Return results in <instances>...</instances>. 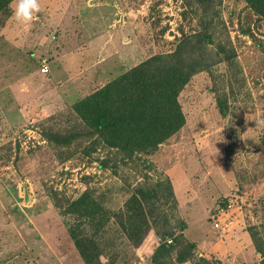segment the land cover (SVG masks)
Instances as JSON below:
<instances>
[{
    "label": "rangeland",
    "instance_id": "374dc122",
    "mask_svg": "<svg viewBox=\"0 0 264 264\" xmlns=\"http://www.w3.org/2000/svg\"><path fill=\"white\" fill-rule=\"evenodd\" d=\"M13 9L12 0L0 12V264H85L70 236L78 220L63 214L84 191L106 216L102 264H151L164 221L197 258L264 264V17L246 0H221L215 40L234 59L190 79L176 134L153 154L123 161L87 134L72 106L174 52L183 34L200 30L201 16L185 0H40L28 24ZM167 181L166 219L149 220L152 230L130 243L115 213L136 187L159 182L165 195ZM79 227L94 232L88 219Z\"/></svg>",
    "mask_w": 264,
    "mask_h": 264
},
{
    "label": "trees",
    "instance_id": "16d2710c",
    "mask_svg": "<svg viewBox=\"0 0 264 264\" xmlns=\"http://www.w3.org/2000/svg\"><path fill=\"white\" fill-rule=\"evenodd\" d=\"M11 1L0 0V12L5 11ZM185 1L201 16L200 30L183 34L174 52L147 58L72 106L88 129L87 134L97 136L102 144L121 155L123 161L153 154L176 134L185 124L178 97L190 79L202 71L210 73L215 64L235 57L232 48L228 51L215 40L214 19L219 20L221 0ZM246 3L255 15L264 17V0H246ZM210 45L214 52L207 56ZM217 98V107L224 116L226 101L223 97ZM100 166L105 167V163ZM161 185L158 182L150 188L136 187L125 201L124 208L115 213L122 234L136 246L152 230L150 221L157 226L161 215L162 219L167 217L165 203L173 197V189L168 182L164 195ZM172 203H175L174 199ZM63 214L74 215V220H78V230H70V236L84 263L102 264L103 251L97 236L103 232L106 216L100 203L93 199L90 191H84ZM85 219L92 221V235H87L79 227ZM165 223L158 228L162 242L152 252L151 264H213L193 255L194 244L183 239L181 234L174 235V230L168 226L165 228ZM180 227L182 229V224ZM167 238L171 239L170 243ZM259 241L254 239L257 247L261 244Z\"/></svg>",
    "mask_w": 264,
    "mask_h": 264
},
{
    "label": "clouds",
    "instance_id": "9594fccd",
    "mask_svg": "<svg viewBox=\"0 0 264 264\" xmlns=\"http://www.w3.org/2000/svg\"><path fill=\"white\" fill-rule=\"evenodd\" d=\"M13 16L21 24L30 23L35 14L40 12V0H13ZM258 124H264V120L257 121Z\"/></svg>",
    "mask_w": 264,
    "mask_h": 264
},
{
    "label": "built area",
    "instance_id": "2783aa9c",
    "mask_svg": "<svg viewBox=\"0 0 264 264\" xmlns=\"http://www.w3.org/2000/svg\"><path fill=\"white\" fill-rule=\"evenodd\" d=\"M42 71H44V69H42ZM216 227H217V225H215ZM171 242V240H169L167 243H170Z\"/></svg>",
    "mask_w": 264,
    "mask_h": 264
}]
</instances>
